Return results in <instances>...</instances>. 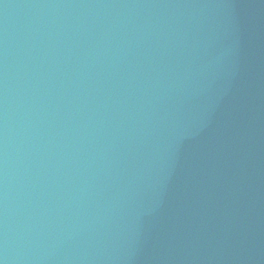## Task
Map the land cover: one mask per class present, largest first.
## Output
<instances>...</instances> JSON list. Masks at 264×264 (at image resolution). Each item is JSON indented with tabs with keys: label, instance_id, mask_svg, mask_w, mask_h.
Returning a JSON list of instances; mask_svg holds the SVG:
<instances>
[{
	"label": "water",
	"instance_id": "water-1",
	"mask_svg": "<svg viewBox=\"0 0 264 264\" xmlns=\"http://www.w3.org/2000/svg\"><path fill=\"white\" fill-rule=\"evenodd\" d=\"M0 264H189L180 0H0Z\"/></svg>",
	"mask_w": 264,
	"mask_h": 264
}]
</instances>
